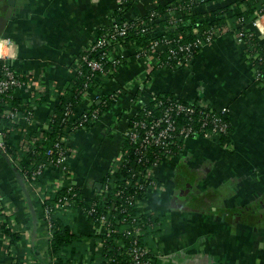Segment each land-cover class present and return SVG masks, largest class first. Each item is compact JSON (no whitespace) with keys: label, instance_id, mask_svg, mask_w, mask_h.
<instances>
[{"label":"crops","instance_id":"obj_1","mask_svg":"<svg viewBox=\"0 0 264 264\" xmlns=\"http://www.w3.org/2000/svg\"><path fill=\"white\" fill-rule=\"evenodd\" d=\"M170 1L135 0L123 18L143 16ZM233 1L237 0H211L196 11H211ZM122 4L123 0H0V39L13 42L8 62L27 78L14 97L34 105L32 119L19 118L13 138L19 147L55 111L77 74L81 52L101 27L119 20L115 10ZM132 52L127 51L129 63L117 67L102 88L108 95L119 92L117 105L66 142L74 182L87 198L101 193L105 175L123 151L133 97L148 103L153 95L167 92L206 102L229 119L230 146L204 136L186 138L178 155L153 168L157 182L148 190L141 210L163 222L157 264H264V64L259 80L247 43L229 27L203 46L189 65L176 70L152 71L146 59ZM37 94L46 96L44 103L35 104ZM93 95L85 96L73 119L89 109ZM43 177L54 185L59 168L45 166ZM37 188L0 148V198L4 199L0 218L3 214L9 219L8 226L0 219V264H50L44 193ZM72 219L83 235L81 244L67 246L63 253L78 254L80 263L90 264L96 257L95 239L90 236L99 231L82 210ZM5 227L22 238L13 242Z\"/></svg>","mask_w":264,"mask_h":264},{"label":"trees","instance_id":"obj_2","mask_svg":"<svg viewBox=\"0 0 264 264\" xmlns=\"http://www.w3.org/2000/svg\"><path fill=\"white\" fill-rule=\"evenodd\" d=\"M134 1L123 0V4L115 10V16L119 20L99 29L95 43L106 37L105 46L95 50L83 49L78 58L80 68L62 92L55 111L38 131L25 136L27 140L35 138L30 148L19 147L13 139L19 127L17 122L19 119L9 116L0 118V131L6 133V149L3 151L15 160L26 181L31 185L34 184L44 193L45 210L50 209L49 217L45 216V228L48 235L46 256L50 264H82L78 254L73 256L63 253L65 247L81 244L83 235L76 231L72 219L81 210L88 215L96 229L100 227V218L105 216L106 226L109 229L99 233L94 232L90 236L95 239L94 254H96L90 264H136V261H140L141 264H157L159 253H161L157 239L164 230L163 222L160 217L151 212L141 210L138 201L145 199L148 190L140 188L136 181L142 182L141 174H144L148 167L159 162L161 158L175 156L182 151L184 139L180 130L189 126L203 132L225 125L226 130H218L214 140L221 146H230L232 128L224 113L213 109L210 105L203 108L197 105L196 101L190 105L188 102H183L189 107L193 106L194 112L190 114L176 113L175 110L172 112L177 129L169 148L153 146L142 157V161L138 162L137 145L128 138L123 139L125 160L121 162V168L117 173L112 174L110 170L108 171L104 177L103 189L96 197H85L82 187L74 181L63 179L61 184L53 185L44 179L43 169L47 165H55L60 147L65 143L63 137L72 138L81 127L93 126L94 121H90L95 109L99 110V116H104L117 105V100L112 95L102 93L105 81L113 76L116 68L111 56H106L108 52L111 51L110 53L113 54L124 49L133 51L132 54L138 57V54L148 52L155 42H173L175 53L172 54L168 50L160 52L159 63L155 64V69L166 67L176 70L189 64H179L181 58L187 55V52L180 47L191 46L188 56L192 61L205 46L206 37L213 30L229 27L237 32L244 31L255 19L256 13H264V0H237L206 12H197L196 8L211 0H172L166 4H157L147 10L143 16L126 20L123 15ZM180 10L184 11L183 15H178ZM168 13L171 15L169 16ZM121 21L122 23H119ZM123 26H125L123 34L115 32V29H121ZM195 27L198 28V32L194 31ZM113 34H115L114 38L111 37ZM213 34L216 39L222 33L217 31ZM247 46L251 62L256 68L260 67L259 58L264 56L263 45L253 38L248 39ZM85 57L89 60H106L104 71H93ZM127 63H129V56L126 55L121 65ZM89 91L98 94V97L90 104L89 109L82 113L88 120L80 125L79 119H73L70 125V118L74 116L73 114ZM37 96L35 104L45 102V95L37 94ZM156 96V100L138 110L132 122L150 121L152 117L146 115V112L150 111L153 117H159L166 108L175 107L183 101L173 93L161 92ZM157 102L161 104L160 107H156ZM6 103L18 117L34 114V105L17 100L13 93L0 98L1 108L4 109ZM204 122L206 124H203ZM132 162L137 163L133 168L130 166ZM152 178L157 182L154 176ZM65 198L67 200H64ZM1 200L4 203V199L0 198ZM132 200L133 203H130ZM0 209L2 210V206ZM1 216L3 224L8 226L9 219L3 214ZM4 229L13 242L16 243L22 238V234L12 228ZM137 247L141 250L138 257L134 259L133 251Z\"/></svg>","mask_w":264,"mask_h":264},{"label":"built area","instance_id":"obj_3","mask_svg":"<svg viewBox=\"0 0 264 264\" xmlns=\"http://www.w3.org/2000/svg\"><path fill=\"white\" fill-rule=\"evenodd\" d=\"M184 11L180 10L178 11V15H183ZM168 15L170 16L171 14L168 13ZM177 16V15H176ZM119 23H122L119 22ZM125 26H123V28H117L115 29V32H120L121 34H123L125 32L124 29ZM227 29V27H223L220 29H216L213 30L211 33H209L206 37V44L211 43L212 41L215 40L214 38V34L217 31H221V33L225 32V30ZM195 32H198V28L195 27L194 28ZM238 33V37L239 40L247 43L248 39H256L257 43H260L263 45L264 48V13H256V17L255 19L250 23V25L247 27L246 30L244 31H239ZM112 38L115 37V34L111 35ZM96 39L93 40L92 42H90V44L84 48L86 50L89 49H97L100 47H103L107 44V40L106 37H103L102 39H99L97 43H95ZM205 44V45H206ZM14 46L13 42L10 39H0V98L2 96H6L9 94H14V91L17 88H20L22 86H25L27 84V78L18 74L13 67L10 65V63L8 62V59L10 57H12V52H11V48ZM181 50H184L185 52H187V55H185L184 57L181 58L179 64L181 63H191L190 61V56H188V53L190 52L191 46L187 45V46H183L180 47ZM168 50L170 51L172 54L175 53L174 50V43L173 42H155L150 50L146 53H143L142 55L138 54V58H144L147 60L148 65L150 66V68H152L153 70L155 69V64L158 62L159 60V53L162 51ZM111 52V51H110ZM109 54H106V56H111L113 63L115 64L116 68L121 66V63L123 61V59L125 58V56L127 55V51L122 49L120 52H113ZM88 65L91 67V69L93 71H104L105 69V63L106 60L103 61V59L101 60H96V59H91L89 60L87 57L84 58ZM189 61V62H188ZM259 62H260V67L256 68V78L261 80L263 78V70H262V65L264 64V56H261L259 58ZM159 63V62H158ZM187 64V65H189ZM80 64L77 62V72L80 68L79 66ZM115 68V69H116ZM166 68V67H165ZM157 69H161V68H157ZM91 93L90 91L87 92L86 94ZM93 99L91 104L97 99L98 94L93 93ZM119 92L118 93H114L112 94L113 98L115 100L118 101L119 98ZM157 94L153 95V97L151 98V100L148 102H152L154 100H156ZM136 96V95H135ZM140 97V96H139ZM138 97V98H139ZM136 97H133L131 100L132 102H134V110H131V114L128 120V130L125 134L124 138H128L131 140L132 143L137 145L136 148V153H138V162L142 161V157H144L145 153L149 152L151 150V148L153 146H160L162 148H169V145L171 143V139L173 138L174 132H176L177 126L175 124V120L172 118V112L175 110L176 113H180V112H186L187 114L193 113L194 112V107L193 106H187L186 104H184L183 102H188L189 105L193 104V101H187V100H183L181 102H179L177 104V106L172 107L169 106L168 108H166V110L164 111V113L159 116V117H153L151 115V112H146V115H149V117L151 116L152 118L150 119V121L147 120H140V121H133L132 119H134V116H136V114L138 113V110L143 108L146 104L148 103H142L141 98L138 99ZM197 105L206 108L209 106V104H207L206 102H202V101H196ZM161 104L160 103H156V107H160ZM225 114V112H222ZM74 115V114H73ZM226 115V114H225ZM2 116H9L11 118L16 117L17 120L20 118L18 116H16V114L12 111L11 107L9 106V104H5L4 109L0 107V118ZM21 117H26L27 119H32L33 115L29 114V115H24ZM73 118H70V125L73 123ZM101 118V116H99V110L95 109L92 112V117H91V121L94 123L96 121H98ZM80 120V125L83 124V122L87 121L88 119L86 117H84V115L82 114L81 116H79V118H76ZM16 120V121H17ZM19 121V120H18ZM17 121V122H18ZM19 123V122H18ZM47 123V122H46ZM203 124H206L205 122ZM84 127V126H83ZM218 130H226L225 129V125H220L219 127H215L212 128L211 130H206V131H200V130H195L193 129L192 126H189L187 128L181 129L180 133L183 137V139L186 138H191L193 137H197V136H204V137H208L210 139L214 140V135ZM192 137V138H193ZM6 133L3 131H0V148L2 150L6 149ZM69 138L68 137H63L64 140V146L62 145L60 152H58V156L55 162L56 167L59 168L60 171V178L57 180L58 184H61V180L65 179V180H69L70 182H73V173H72V168H71V164H70V158L72 156L71 153V149H69V147H67L66 142ZM35 142V138L27 140L26 138H24L23 142L21 143L20 147L23 148H30V145L33 144ZM172 156H168V157H163L161 158V160L159 162H156L153 164V166H150L146 169L144 174H141L143 177V181L139 182L136 181V184L138 186H140V188H147L146 190H149L150 188H153L156 185L155 180H153V168L155 166H157L159 163L163 162L165 159L170 158ZM125 160V154L122 151V153L117 156L114 159V162L112 164V167L110 169V173L115 174L117 173V171L121 168V162H123ZM137 165L136 162H132L131 163V167H135ZM64 200H67L66 198ZM143 200L138 201V204L142 205ZM130 203H133V200L130 201ZM50 214V209L45 210V216L48 218ZM1 220H0V227H1ZM99 232L102 231H108V227L106 226V218L105 216H102L100 218V227H98L97 229ZM141 250V248L137 247L134 249L133 253L135 255V257H133L134 259L136 257H138L139 251ZM136 264H141L140 261H136Z\"/></svg>","mask_w":264,"mask_h":264},{"label":"water","instance_id":"obj_4","mask_svg":"<svg viewBox=\"0 0 264 264\" xmlns=\"http://www.w3.org/2000/svg\"><path fill=\"white\" fill-rule=\"evenodd\" d=\"M102 187V184H99V188H101Z\"/></svg>","mask_w":264,"mask_h":264},{"label":"rangeland","instance_id":"obj_5","mask_svg":"<svg viewBox=\"0 0 264 264\" xmlns=\"http://www.w3.org/2000/svg\"><path fill=\"white\" fill-rule=\"evenodd\" d=\"M71 168H72V166H71ZM72 173H73V170H72ZM74 176V175H73Z\"/></svg>","mask_w":264,"mask_h":264}]
</instances>
